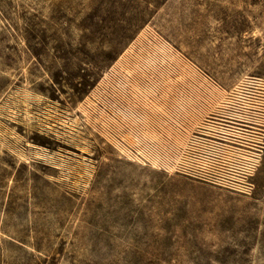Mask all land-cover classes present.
Here are the masks:
<instances>
[{"label": "rangeland", "instance_id": "obj_1", "mask_svg": "<svg viewBox=\"0 0 264 264\" xmlns=\"http://www.w3.org/2000/svg\"><path fill=\"white\" fill-rule=\"evenodd\" d=\"M262 129L264 0H0V264H264Z\"/></svg>", "mask_w": 264, "mask_h": 264}, {"label": "flooded vegetation", "instance_id": "obj_2", "mask_svg": "<svg viewBox=\"0 0 264 264\" xmlns=\"http://www.w3.org/2000/svg\"><path fill=\"white\" fill-rule=\"evenodd\" d=\"M225 108H230V107H224V109L220 112H216V113H211L207 119H205L204 125H205V131H201L199 132V135L204 136L205 140L208 141H213L212 139H218L223 141L224 139H226V137H224L225 135V131L228 130V127L231 126L230 124H239L236 123L233 120V117L230 116L229 112L225 111L227 109ZM242 126H247L244 124H239ZM244 130V129H243ZM219 131L221 135H217L216 133L213 132ZM262 131H264L262 129ZM261 135H264L262 133H260ZM260 148L264 149L263 146H260Z\"/></svg>", "mask_w": 264, "mask_h": 264}]
</instances>
